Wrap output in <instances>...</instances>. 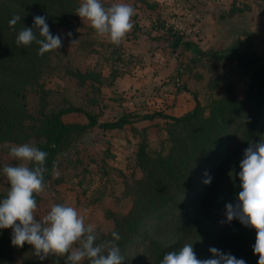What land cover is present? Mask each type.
I'll use <instances>...</instances> for the list:
<instances>
[{"label":"rangeland","instance_id":"obj_1","mask_svg":"<svg viewBox=\"0 0 264 264\" xmlns=\"http://www.w3.org/2000/svg\"><path fill=\"white\" fill-rule=\"evenodd\" d=\"M101 2L105 7L129 4L136 10L132 17L134 27L121 44L116 46L97 37L90 24L76 14L81 3L77 0L72 25L58 28L62 47L52 51L51 66L43 78V100L34 86L27 89L24 98L30 112L36 115L74 106L78 110L64 114L62 121L86 127L58 155L55 168L45 181V190L38 195L36 218L42 220L54 204H65L74 207L85 224H92L97 232H105L111 227L112 218L123 216L131 207L133 186L143 175L136 165L137 149L146 146L153 151L168 150L170 121L160 114L180 117L197 104L204 107L225 95L244 101L254 71L264 65L262 62L248 71L237 69L228 74V60L215 55L225 48L231 26L261 25L256 0ZM69 32L71 36L67 35ZM86 74L97 76L100 81ZM124 114L133 120L131 124L115 130L100 127ZM88 116L96 124L89 126ZM27 124L35 123L27 120ZM37 140L33 136L25 143L37 147ZM13 145L17 144H0V199L10 188L3 167L18 163L9 155ZM243 157L244 151L235 147L218 167L219 193L225 189L221 186L241 171ZM195 194L193 189L164 208L174 212L173 207L181 204V208L188 209V200ZM168 217L171 216L167 213L166 223H170ZM156 223L152 215L147 217L127 243L125 256H140L135 264L144 259L142 234L153 230ZM169 229L170 226L161 227V231ZM12 231L9 230L8 238ZM165 238L159 235L156 240ZM11 256L17 264L19 251H12Z\"/></svg>","mask_w":264,"mask_h":264},{"label":"trees","instance_id":"obj_2","mask_svg":"<svg viewBox=\"0 0 264 264\" xmlns=\"http://www.w3.org/2000/svg\"><path fill=\"white\" fill-rule=\"evenodd\" d=\"M77 0H0V144H23L31 137H38L37 147L48 152L47 171L44 182L50 178L59 154L64 153L77 134L85 126L68 125L62 121L64 114L78 110L74 106L61 108L51 113L40 111V115L31 113L24 101L26 91L34 86L43 100L44 74L49 71L52 51L44 56L38 55L39 45L33 42L28 48L17 47L16 36L23 27L34 28V16H45L50 32L58 35V28L69 27L75 17L74 3ZM14 15H20L14 29L9 21ZM39 35V30L34 28ZM178 39V38H177ZM86 77L100 81L96 76ZM249 94L244 101L230 95L212 100L207 106L197 104L192 111L180 117L160 114L170 121L169 147L149 150L140 146L136 151V165L143 172L133 186V202L128 212L112 218V225L105 232H97V243L112 239L116 231L121 239L117 241L123 257L126 245L145 219L152 215L157 223L153 230L144 232L141 237L142 256L138 264H160L169 251L179 250L185 243H192L198 259L213 258L209 248H217L223 253L231 254L246 264H258L259 255L253 254L256 230L244 226L233 219L226 220L225 205L236 203L240 188L238 171L227 181L224 192L219 193L216 186V170L237 147L244 151L250 143L264 140V65L253 73ZM89 117V126L96 124ZM35 124H27L26 121ZM128 115H121L117 120L100 124L104 130L121 129L131 124ZM38 125H37V124ZM87 126V125H86ZM205 172L212 177L210 184ZM203 178V181H202ZM200 180V182H199ZM193 189L196 194L188 201L191 207L174 206V212L164 207ZM38 201V196L35 197ZM164 208V209H163ZM162 209V210H161ZM161 210V211H160ZM160 211V213H159ZM159 213L157 216L156 214ZM167 213L170 223L164 220ZM170 226L161 231V227ZM9 230L0 229V262L16 264L12 251H19L17 264H65L64 257L49 256L43 261L37 258L33 246L25 243L23 247L11 244ZM159 235L166 236L158 239ZM137 253H131L121 264H135ZM135 255V256H133ZM82 264H90L85 259Z\"/></svg>","mask_w":264,"mask_h":264},{"label":"clouds","instance_id":"obj_3","mask_svg":"<svg viewBox=\"0 0 264 264\" xmlns=\"http://www.w3.org/2000/svg\"><path fill=\"white\" fill-rule=\"evenodd\" d=\"M76 14L88 22L97 37L107 39L119 46L134 24L136 14L133 6L115 3L105 7L101 0H81ZM22 18L14 15L9 26L14 29ZM34 28L23 27L15 39L17 47L28 48L33 42L39 45L38 55L58 50L62 47L59 35L50 32L45 16H34ZM71 36L69 32L67 34ZM9 155L18 163L5 165L3 175L10 184L9 191L0 199V229L11 228V244L23 247L25 243L33 246L34 255L41 261L49 256L64 257L65 264H82L87 259L90 264H121L125 259L117 241L121 239L112 231V239L97 243L96 228L85 224L83 216L72 206L54 204L50 211L39 220L36 196L45 190L44 174L47 171L48 152L24 143L13 145ZM238 173L240 188L236 203L225 205L226 220L240 221L244 226L256 230L253 254L259 255L258 264H264V140L250 143L244 150ZM205 184H210L212 177L205 172ZM213 258L198 259L192 243H185L179 250L169 251L160 264H246L231 254L217 248H209Z\"/></svg>","mask_w":264,"mask_h":264},{"label":"water","instance_id":"obj_4","mask_svg":"<svg viewBox=\"0 0 264 264\" xmlns=\"http://www.w3.org/2000/svg\"><path fill=\"white\" fill-rule=\"evenodd\" d=\"M260 18L264 21V0H256ZM229 38L222 51L215 55L228 60V74L237 69L250 70L264 62V26L253 28L248 23L235 24L228 30Z\"/></svg>","mask_w":264,"mask_h":264},{"label":"crops","instance_id":"obj_5","mask_svg":"<svg viewBox=\"0 0 264 264\" xmlns=\"http://www.w3.org/2000/svg\"><path fill=\"white\" fill-rule=\"evenodd\" d=\"M260 18V17H259ZM261 20H260V22H261V25L260 26H258L257 28H261V27H263L264 26V21H263V19L262 18H260ZM249 24V23H248ZM249 25H251V24H249ZM253 28H255L253 25H251ZM225 32V31H224Z\"/></svg>","mask_w":264,"mask_h":264}]
</instances>
